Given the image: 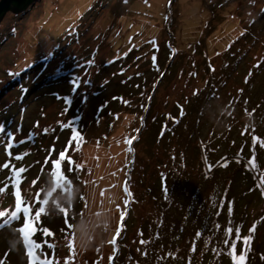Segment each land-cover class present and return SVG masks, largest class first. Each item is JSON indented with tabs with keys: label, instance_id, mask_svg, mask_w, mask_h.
Returning <instances> with one entry per match:
<instances>
[{
	"label": "rangeland",
	"instance_id": "rangeland-1",
	"mask_svg": "<svg viewBox=\"0 0 264 264\" xmlns=\"http://www.w3.org/2000/svg\"><path fill=\"white\" fill-rule=\"evenodd\" d=\"M0 126V210L48 201L28 242L23 215L0 227V264H241L229 226L251 237L243 264H264V0L8 10Z\"/></svg>",
	"mask_w": 264,
	"mask_h": 264
},
{
	"label": "snow or ice",
	"instance_id": "snow-or-ice-1",
	"mask_svg": "<svg viewBox=\"0 0 264 264\" xmlns=\"http://www.w3.org/2000/svg\"><path fill=\"white\" fill-rule=\"evenodd\" d=\"M153 60H155V57H153ZM73 83H74V86H78L79 81L74 80ZM66 126L67 127H72V124L69 122L68 125H66ZM45 131H47V129H45ZM3 132H5L3 126H0V133H3ZM28 139H31V136ZM19 143L23 144L24 141H19ZM129 143H131V141H129ZM9 147H12V145L9 144ZM50 151H54V149L50 150ZM65 158H66V152L65 151H61L60 154H59V159L51 161L53 163V166H54L53 175H55V170L58 169V166L60 165L61 161L64 160ZM16 159H21V157L17 156ZM47 159H51V158L49 157V158H46V160ZM68 162H69V164L72 163L70 158H69ZM248 163H252L253 166L255 167L253 161H248ZM245 166L247 167V164ZM4 167L7 168V167H9V165L6 163L4 165ZM70 170L71 169H69V171ZM25 171H26V169H24V168L16 169L15 167H13L12 176L10 177V179H12L14 183H18V181H16L15 178L17 176H19L21 173L25 172ZM33 183H35V181H33ZM259 186L260 187H264V174H262V178L260 180V185ZM3 191H4V189H0V192H3ZM17 197L18 198L16 200V204H15V209L14 210H8V209L0 210V227L8 226L11 223H13L14 221H19L21 219V215H23L24 219H25V224H24V226L22 228L19 229V231L23 235L25 241L28 242L29 231L33 227V222H34L35 218L39 217V215L44 211V209L41 208L39 211H37L35 213V217H33L31 215V209L35 206V203H45L46 204L48 201H47V199H45L44 201H40V199H39L40 193L39 192L36 194L37 199L33 203H30L26 199H20L18 193H17ZM59 210L61 212H63L65 214V216L67 217V210L66 209L61 208ZM121 215H122V218H123V213ZM69 227H71V226L69 225ZM215 227H216L217 230H219V228H220L219 225H216ZM39 230L46 237L51 235L49 230L46 229V228H42V229H39ZM254 230L255 229L253 227V229H250L249 231L253 232ZM233 231H235V237L234 238H233V235H232ZM116 235L119 236V229L117 230V234ZM198 235H199V233H198ZM250 240H251L250 236H241L240 235V227L239 226H236L235 229H233L231 226H229L226 229V237H225V240L223 241V243L225 245L229 246L230 250L234 254L236 252L237 244L242 245V247L240 249V253H239L238 259L241 261V264H243V262L246 261V258H247V249L250 246ZM115 242H116V237H113V240L111 241V243L115 244ZM44 243L47 244V246L49 248H53L54 247V245L47 243V240H45ZM141 243H144V241H141ZM68 246H69V248H72L71 242H69ZM30 247H40V245L33 244V245H30ZM40 255L44 256V260L41 261L39 259V257H37L36 258V264H53V262L51 260H49L47 258V256L43 252H41ZM110 259H111V257H110ZM65 264H67V261L65 262Z\"/></svg>",
	"mask_w": 264,
	"mask_h": 264
},
{
	"label": "water",
	"instance_id": "water-1",
	"mask_svg": "<svg viewBox=\"0 0 264 264\" xmlns=\"http://www.w3.org/2000/svg\"><path fill=\"white\" fill-rule=\"evenodd\" d=\"M35 1L36 0H0V19L8 10H12L13 12H21L24 9L21 6L22 4L27 6L34 3Z\"/></svg>",
	"mask_w": 264,
	"mask_h": 264
},
{
	"label": "trees",
	"instance_id": "trees-1",
	"mask_svg": "<svg viewBox=\"0 0 264 264\" xmlns=\"http://www.w3.org/2000/svg\"><path fill=\"white\" fill-rule=\"evenodd\" d=\"M28 2H29V1H28ZM21 6L25 9L28 5L25 6V5L22 4ZM21 6H20V7H21ZM125 191H126V190H125ZM24 224H25V223H24ZM24 224H23V225H24ZM37 229H38L37 227H33L30 231L32 232V234H34L35 231H36ZM30 231H29V232H30ZM37 231H38V230H37ZM37 231H36V233H37ZM38 232H39V231H38ZM110 243H111V241H110ZM113 245L116 246V244H113ZM112 263H113V262H111V264H112Z\"/></svg>",
	"mask_w": 264,
	"mask_h": 264
},
{
	"label": "bare ground",
	"instance_id": "bare-ground-1",
	"mask_svg": "<svg viewBox=\"0 0 264 264\" xmlns=\"http://www.w3.org/2000/svg\"><path fill=\"white\" fill-rule=\"evenodd\" d=\"M122 126H124V124H122ZM112 146H113V148H114V147H116V144H115V143H113V145H112ZM93 149L95 150V148H93ZM93 149H92V150H93ZM96 149H97L98 151H105V149H103V147H102V148H101V147H99V148H96ZM94 150H93V151H94Z\"/></svg>",
	"mask_w": 264,
	"mask_h": 264
}]
</instances>
